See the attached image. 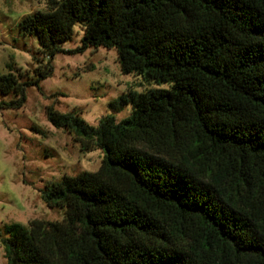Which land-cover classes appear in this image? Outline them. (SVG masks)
<instances>
[{
  "label": "trees",
  "instance_id": "1",
  "mask_svg": "<svg viewBox=\"0 0 264 264\" xmlns=\"http://www.w3.org/2000/svg\"><path fill=\"white\" fill-rule=\"evenodd\" d=\"M20 27L51 60L116 49L123 75L157 88L111 103L131 106L121 121L47 109L102 164L44 194L63 220L7 228V264H264V0H48ZM7 67L0 93L19 100L0 109L53 73Z\"/></svg>",
  "mask_w": 264,
  "mask_h": 264
},
{
  "label": "rangeland",
  "instance_id": "2",
  "mask_svg": "<svg viewBox=\"0 0 264 264\" xmlns=\"http://www.w3.org/2000/svg\"><path fill=\"white\" fill-rule=\"evenodd\" d=\"M47 7L48 0H0V75L8 74L11 65L15 75L24 74L25 82L39 76L38 67H53L39 86L26 88L20 109H0V264H7L3 240L9 226L63 220V212L49 208L44 194L63 177L97 172L102 164V151H82L73 131L50 123L47 109L77 115L90 125L107 115L121 121L131 115V106L117 111L111 103L130 90L157 88L123 75L116 49L61 53L52 60L43 55L38 35L24 34L20 23ZM80 25L63 43L65 51L82 45L85 31ZM18 100L14 94L0 93V105Z\"/></svg>",
  "mask_w": 264,
  "mask_h": 264
}]
</instances>
